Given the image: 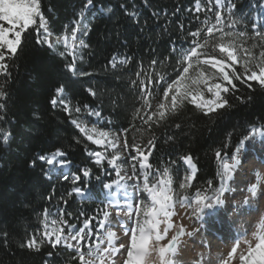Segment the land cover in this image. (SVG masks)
I'll list each match as a JSON object with an SVG mask.
<instances>
[{
    "label": "snow or ice",
    "instance_id": "snow-or-ice-1",
    "mask_svg": "<svg viewBox=\"0 0 264 264\" xmlns=\"http://www.w3.org/2000/svg\"><path fill=\"white\" fill-rule=\"evenodd\" d=\"M91 4L92 0H87L71 26L62 35H54L41 11V0H0V122L7 120L11 62L17 58L25 33L30 29L35 34L36 44L52 49L61 58H70L65 68L74 78L93 76V72L78 68V61H83L85 50L90 48L85 37L91 28L85 21ZM255 7L264 8V0H259ZM186 10L194 14L198 24L186 32L183 43L171 42V55L165 59L175 61V75L167 78L166 72L158 71L163 60L154 57L147 63L140 60L128 69L134 78H129L127 87L137 101L128 127L113 131L106 126H90L79 114L102 120L101 104L83 103L73 107L65 96V85L54 87L49 103L53 109L60 108L70 117V123L80 134L73 137L75 143L80 144L83 137L99 149H86V154L99 169L95 179L101 182L105 194L92 215L84 210L74 214L67 211L69 201L64 195L57 197L58 203H53L56 196L53 185L52 191L44 197L48 205L38 210L39 226L19 244L21 250L35 253L47 246L50 250L43 264H59L58 255H66L68 264H185L180 259L184 238L191 240L202 227L211 231L218 218L221 224L226 223L213 213L225 206L226 194L235 191L230 182L242 165V154L249 149L264 152V125L248 128L230 153L216 150L219 186L208 180L201 188H193L198 168L191 154L179 156L187 168L178 181L172 167L176 160L163 168L150 162L157 143L154 129L167 131L174 125L180 130L181 123L173 118L187 105L211 120L235 107L229 96L245 104L252 96L245 95L244 89L251 92L258 87L264 91V23H261L264 16L251 20L238 16L236 0H193V6ZM200 13H204L203 17ZM125 14L136 15L127 10ZM179 30L184 33L183 23L179 24ZM131 62L130 56L113 55L105 70L127 75L123 70ZM88 84L84 91L93 101L99 99V89ZM156 89L160 90V95L154 105ZM110 102L119 104L118 98ZM133 129L150 135L146 141L143 137L139 140L133 137L129 142V132ZM12 136L0 123V147L9 145ZM231 136L229 133V141ZM175 138V133L166 137L167 141ZM228 147L226 142L224 148ZM67 155L58 147L29 159L27 164L35 168L39 162L45 180L55 177L74 185L66 196L91 200L88 188L93 169L82 166L74 172L67 170L71 164L65 159ZM104 176L112 178L102 180ZM253 176L254 181L243 189L246 191L243 200L234 202L232 210L239 215L255 212L258 218L231 239L227 252L214 254L211 246L202 242L205 250L197 252L191 264H264V211L260 208L264 198V174L256 170ZM176 184L178 187L174 186ZM178 206L190 210L183 215L200 226L189 230L183 218L174 221L179 214ZM0 235L2 242L7 243L9 233L2 231Z\"/></svg>",
    "mask_w": 264,
    "mask_h": 264
},
{
    "label": "trees",
    "instance_id": "trees-1",
    "mask_svg": "<svg viewBox=\"0 0 264 264\" xmlns=\"http://www.w3.org/2000/svg\"><path fill=\"white\" fill-rule=\"evenodd\" d=\"M87 0H41V11L48 20L54 35H62L83 8ZM237 15L247 19H255L263 15V8L255 7L259 0H236ZM124 5V7H121ZM193 6V0H92L91 7L86 10V23L90 25V34L85 37L90 48L85 50L83 61H78V68L93 72V76L74 78L65 64L68 59L61 58L57 52L44 45L35 43V34L30 29L25 33L17 58L12 61V79L9 85L11 98L8 101L7 120L0 122L3 127L13 133L9 145L0 147V232L9 233L7 243L2 242L0 235V264H43L46 253L50 249L45 246L40 253L21 250L20 241L31 233L40 223V210L48 205L44 199L55 186L56 196L53 203H58L57 197L64 195L69 201L67 211L74 214L84 210L88 215L100 205L104 197V189L100 181L95 179L99 169L91 163L87 150H99L90 142L81 138L77 144L74 136H80L70 123V117L60 108L53 109L49 100L53 89L59 84L66 87L65 96L73 107L83 103H100L104 119L96 121L95 117L79 114L90 124L97 127H107L119 131L129 126L136 98L127 87L134 64L140 60L145 63L150 58L163 60L157 69L166 72L167 78L175 75L174 60H167L171 55V42L178 45L185 40L186 32L195 29L198 21L194 14L186 9ZM136 15H126L125 11ZM203 17L204 13H200ZM189 21H192L189 23ZM185 25L184 33L179 30V24ZM113 55L130 56L132 62L122 75L113 70H105V66ZM99 89V99L93 101L84 91L89 86ZM242 87V86H241ZM157 102L160 90L156 89ZM245 95H251L252 100L239 104L231 96L234 108L224 111L220 117L209 119L201 115L191 105L173 119L181 123L180 130L174 125L165 131L155 128L157 143L150 162L159 168L167 166L172 160L175 178L178 181L186 174L187 165L179 160V156L191 154L198 171L193 182V188L206 186L212 180L219 186L217 172L219 163L215 151L230 153L238 139L252 126L264 125V91L258 87L255 91L243 90ZM119 100L113 105L111 99ZM77 114L73 112V118ZM139 124V122H136ZM176 134L173 141L166 137ZM232 133L230 141L228 134ZM149 133L129 132V142L133 137L146 141ZM228 148H224L225 143ZM61 148L68 153L66 159L71 161V170L77 171L82 166L93 169V178L88 191L91 200L81 201L79 197L65 195L74 185L61 182L55 177L45 180L42 165L37 162L35 168H29L27 161L41 153ZM111 172V170L109 169ZM104 176L102 180H109ZM178 187V184L174 185ZM59 264H68L66 255H58Z\"/></svg>",
    "mask_w": 264,
    "mask_h": 264
},
{
    "label": "rangeland",
    "instance_id": "rangeland-1",
    "mask_svg": "<svg viewBox=\"0 0 264 264\" xmlns=\"http://www.w3.org/2000/svg\"><path fill=\"white\" fill-rule=\"evenodd\" d=\"M258 16H264V8L263 15ZM261 23H264V20H261ZM80 119L88 122L85 117H81ZM256 170L264 174V152L252 151L249 149L242 154V165L240 166V169L237 170L234 179L230 182V186L235 189V191L227 193V202L225 206L218 209L216 213H213L214 216L216 215L223 218L226 223L221 224L220 219L218 218L216 221V227L212 228L211 231L202 227L200 232H198L191 240L185 237V243L182 246L183 252L180 257L185 264H191L196 258V253L205 250L202 247V242L209 244L214 254L217 252H227L231 247V239L242 232L244 228L249 227V225L255 222L258 218L257 213L252 212L251 214H248L245 212L244 215H239L234 212L232 208L234 202L239 203L243 200L246 195V191H243V189H246V186L250 181H254L253 172ZM262 190H264V186H262ZM260 208L264 211V198L261 199ZM186 211L190 210L182 209L178 206L177 212L179 214L173 218L174 221H180L183 218V223L189 230L193 227H199L200 225L195 223L194 220H189L187 216L183 215ZM224 226H226V229H224ZM217 228L219 230H217Z\"/></svg>",
    "mask_w": 264,
    "mask_h": 264
},
{
    "label": "bare ground",
    "instance_id": "bare-ground-1",
    "mask_svg": "<svg viewBox=\"0 0 264 264\" xmlns=\"http://www.w3.org/2000/svg\"><path fill=\"white\" fill-rule=\"evenodd\" d=\"M215 216H216V215H215ZM225 225H226V224H225ZM225 227H226V226H224V229H226Z\"/></svg>",
    "mask_w": 264,
    "mask_h": 264
}]
</instances>
